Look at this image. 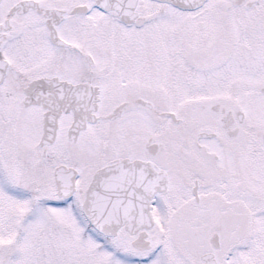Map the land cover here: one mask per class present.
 Instances as JSON below:
<instances>
[{
  "label": "snow or ice",
  "instance_id": "6c2138e0",
  "mask_svg": "<svg viewBox=\"0 0 264 264\" xmlns=\"http://www.w3.org/2000/svg\"><path fill=\"white\" fill-rule=\"evenodd\" d=\"M0 264H264V0H0Z\"/></svg>",
  "mask_w": 264,
  "mask_h": 264
}]
</instances>
